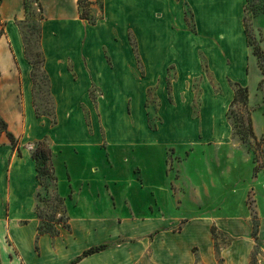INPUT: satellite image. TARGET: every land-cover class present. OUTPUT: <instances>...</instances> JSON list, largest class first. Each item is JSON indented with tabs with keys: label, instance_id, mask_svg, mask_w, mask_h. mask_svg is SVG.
Returning <instances> with one entry per match:
<instances>
[{
	"label": "crops",
	"instance_id": "0c3cea01",
	"mask_svg": "<svg viewBox=\"0 0 264 264\" xmlns=\"http://www.w3.org/2000/svg\"><path fill=\"white\" fill-rule=\"evenodd\" d=\"M114 1L119 0H102V16L95 25H92L87 20L81 19L79 0H38L44 16L41 21L43 70L49 79L56 117V122L52 123L49 116L39 115L37 112L35 84L32 80L34 64L27 57L24 37L17 23L18 20L25 18V0H0V116L7 122L9 130L20 140L22 147L20 155L8 140H4V144L0 145V264H73L74 262L75 264H196V255L193 252L195 247L200 248L201 255L207 258L205 261L208 264H217V247L211 225L219 224V220L203 211L193 215L190 218L192 221L180 232L171 233L166 230L165 226L169 220L165 219L164 224L162 220H156V217H164L162 205L158 202L155 188L149 187L145 182L143 165L134 166L133 172L140 183L138 186L152 194V202L148 205L146 216L140 219L136 206L128 198L118 197L116 194L118 182L110 183L103 179V189L108 193L113 212H110L109 216L93 213L75 221L74 212L79 208L80 201L84 199L82 193L85 194L86 186H90V183L87 184L84 179L80 187L76 188L75 176L86 174V163L74 170L66 159V151L71 150L74 157L78 156L76 159L79 160L86 158L85 155L81 158L86 150V140L91 143L90 141L99 139L96 145L102 149L105 143L108 144L109 153L116 144L127 145L135 151L141 143H144L142 141L156 140L165 145L163 167L166 176H170L167 163L168 149L174 148L176 159L178 158L179 176L172 178L168 187V193L175 199L176 208L182 207L181 200L187 193H190L196 202H200L197 200L199 186L185 181L181 167L183 161L188 160L199 145L210 146V142L216 146L229 144V134L225 128L226 112L234 100L235 85L242 87L248 85L235 75V68L240 65L243 78H248L245 71L249 63L252 65L243 21L247 0H203L205 11L209 15L221 18L222 24L235 23L239 28L242 57L238 58V54L234 49L232 50L233 35L219 29V35L215 39L222 47V62L228 69L234 66L235 68L233 74L226 72L224 77H220L215 70L214 61L206 56L209 70L222 89L216 92L203 73L198 78L199 98L194 88L197 77L181 75L175 65L166 66L163 78L159 77L158 81L148 82L151 75L149 64L153 60V54L158 48L161 52L164 47L161 42H152L144 27L141 30L138 26H127L123 36L120 27L115 24L117 20ZM97 2L98 0H89L91 15L95 13ZM124 6L120 4L118 9L125 10ZM193 9L199 32L198 7ZM101 29L106 30L107 38L101 39ZM130 31L135 32L138 38L136 47L128 40ZM86 35L89 36L88 39ZM116 35L119 37L118 40L114 39ZM97 37L99 40H95ZM202 49V46L197 47V50ZM90 52L99 58V65L101 60L110 74L116 76L115 85L122 84L125 79H132L137 91L130 90L127 86L122 87L123 91L111 90L112 84L106 83V73H102L103 84H98L100 75L95 74V57L90 55ZM255 66L258 68L256 64ZM174 67L177 78L171 82L168 70ZM202 71L204 72L203 68ZM230 81L234 82L233 88L230 86ZM139 85L146 86L145 93H140ZM153 91L158 103L157 128L152 127L149 113L147 115L146 112L150 92ZM197 99L200 101L198 115L195 109ZM210 100L219 103V117L209 116ZM111 106L113 109L121 107L122 114L127 120L125 127H128L126 131L128 136L120 141L112 138L106 131L107 125L104 122L108 111L106 108L109 109ZM167 108L184 113L190 120L192 134L184 140L188 148V153L186 151L184 157L178 155L177 148L171 144L173 141L160 137L167 128L173 129L179 126L177 122H174V125L165 120ZM138 119L142 120V125L138 123ZM219 126L225 130L224 135L216 138L217 136L211 132V136H206L208 129L215 132ZM140 128L145 130L148 137L142 141L138 140ZM254 128L256 135V123ZM62 130L65 136L60 137ZM79 131L82 136L78 135ZM99 134L98 138L94 137ZM46 140L52 143V162L58 193L64 201L69 225L65 227L61 223L58 224V233L54 236L48 233L39 234L42 219L38 214V201L43 186L38 179L33 149H31L34 143ZM201 148L203 150V147ZM59 159L63 167L65 189L59 180L60 162L57 163ZM110 159L112 162L111 157ZM106 162L109 164L107 160ZM111 167H114V164ZM135 169H140V173H136ZM94 170L96 168H93ZM250 190L254 192L253 188ZM97 195L100 196V193L98 192ZM120 204L126 208V215L116 212ZM152 208L156 210L153 211ZM254 216L259 218L257 213ZM254 216L252 222L248 218L249 228L246 236L239 229H234L237 227L235 225L237 222L247 221L243 218L232 217L225 225L220 224L221 229L225 232L231 231L233 236L240 240L255 239ZM260 216L262 220L258 219V235L260 240L264 241L262 234L264 216L262 214ZM182 219L184 217L170 221L176 224ZM155 221L159 223L155 224ZM155 233H158L156 239L150 241L149 237ZM168 239H173L171 242L173 245L165 255L161 251L168 243L166 241ZM251 245L254 246V243ZM100 246H106V249L83 257L85 251ZM38 249L41 254L37 253ZM230 252H226V258L229 257ZM160 254L164 255L162 260ZM247 258L248 255H244L242 251L236 250L233 253V259L238 260L239 264H247Z\"/></svg>",
	"mask_w": 264,
	"mask_h": 264
},
{
	"label": "rangeland",
	"instance_id": "374dc122",
	"mask_svg": "<svg viewBox=\"0 0 264 264\" xmlns=\"http://www.w3.org/2000/svg\"><path fill=\"white\" fill-rule=\"evenodd\" d=\"M113 3L114 6L116 5L115 19L117 21L115 24L120 27V33L123 36L127 26H138L141 30L144 27L149 33L151 41L156 43L161 42L164 47V50L161 49V52L158 51V48L153 54V60L149 64L151 75L148 82L158 81L159 77L163 78L166 66L171 64L176 66L181 75L197 77L194 88L196 89L198 98L200 94V80L198 78L203 73L206 74L215 91L220 92L222 87L214 80V76L209 70L206 56L214 61L215 70L220 77H224L226 72L233 74L235 66L228 69L224 62H222V47L215 39L219 35V29L233 35L234 46H232V50H235L238 58L240 57L241 59L242 57L239 28L235 26V23L230 25L227 23L222 24L221 18L209 15L205 11L206 6L203 0H119ZM120 4L125 5V10L118 9V5ZM96 5L95 13L91 16L97 22L102 16V0H98ZM193 7H198L199 32ZM25 8V18L18 20L17 23L24 37L27 57L34 64L32 80L35 84L34 97L37 112L39 115L49 116L51 122L54 123L56 122L55 109L51 99L49 79L43 70L44 54L41 50V21L44 16L42 15L38 0H27ZM244 17H246L250 46L248 45L247 36L246 44L249 49V58L252 59V65L249 63V67L245 71L248 78H243L240 65L235 68V75L248 83L249 92L247 101H244V98L239 99L236 105L233 108L229 106L226 112L227 125L225 128L229 134L230 145L225 143L216 146V144L211 142L209 143L210 146L199 145L191 157L183 161L181 167L185 181L199 186V198L197 200L200 202H196L190 193H187L181 200L182 207L180 209L176 208L174 197L168 193L170 180L175 177L178 178L180 170L178 158L176 159L175 156V149H168L167 163L170 173L168 177L163 167L165 145L156 140L142 141V139L148 137L145 130L140 128L138 140L144 143H141L135 151L127 145L116 144L111 148L109 153L108 144L105 143L103 145L104 149L96 145L99 139H94L90 141L91 143H88L86 140V150L81 157L83 158L85 155L86 158L78 160L76 159L78 156L74 157L71 150L66 151V159L72 164L74 170L80 168L83 163H86V174H76L75 176L76 188L80 187L84 179L87 184L90 183V186H86L85 194L82 193L84 199L80 201L79 208L74 212L73 217L75 221H79L83 217L93 213L109 216L110 212H113L109 203L108 193L103 189V179H106L110 183L118 182L116 185L118 197L122 199L128 198L136 206L140 219L146 216L148 205L152 202V194L147 189H141L138 186L140 183L133 172V167L139 164L145 168L144 178L146 184L149 187L155 188L158 202L162 205L164 217H156V220H162L163 224L165 223V219L169 220V224L167 223L165 226L166 230H169L171 233L180 232L187 223L192 221L190 218L193 215L205 211L208 215L215 216L220 221H218L219 224L214 223L211 225L217 247V264H239L238 260L233 259V253L236 250L242 251L244 255H248L247 264H264V241L260 240V235L257 234L258 236H254L255 239H250L249 241L240 240L237 237L235 238V235L233 236L231 231L225 232L221 229V225H225L226 221L230 218H243L247 221L242 220L237 222L235 224L237 227L234 229H239L246 236L247 228H249L248 218L252 222L254 214L257 213L258 219L261 221L262 216L260 214L264 216V76L259 67L260 64L255 52L256 49H259L264 54V0H251V6L247 14H243V20ZM90 24L95 25L96 23ZM105 31L101 29V39L107 38ZM88 38L89 36L86 35V39ZM98 38L95 40H99ZM114 39L118 40L119 37L116 35ZM128 40L134 47L138 46V38L135 32H129ZM199 46H202L204 52L197 50ZM90 55H92L91 52ZM92 56L95 57V74L100 75H97L99 78L98 84H103L104 76L102 73H106V83L112 84L111 90L123 91L122 87L127 86L130 90L137 91V87L132 79H125L122 84L115 85L116 76L110 74L101 60L99 65V58L97 56ZM255 64L258 68H256ZM176 69L174 67L168 70V77L171 82L177 78ZM233 83V81H230L232 88ZM139 87L140 93H145L146 86L139 85ZM236 89L235 86V91ZM242 97H244V94ZM199 103L200 101L197 99L195 103L197 115L200 108ZM147 108L148 111L146 109V112L147 115L149 113L152 127L156 126L157 128L159 120L157 115L158 103L154 91L150 92ZM106 109L108 110L104 120L107 125L106 131H108L112 138H116L118 141L126 138L128 136V132H126L128 127H125L127 120L122 114L121 107L113 109V106H111L109 109ZM209 109V116L219 117L220 109L218 102L210 100ZM164 116L169 124L175 125L174 122H177L179 126L173 129L167 128L160 137L173 141L171 144H174L177 148L178 155L184 157L185 152L188 150L186 141L184 140L192 134L190 120H188V117L184 113L169 108L166 109ZM138 123L140 125L143 124L141 119H138ZM255 123L257 137L252 138L250 133L255 129ZM208 130L210 132L208 131L206 136H211L214 133L217 136L216 138L221 137L225 132L221 126L215 129V132L212 129ZM70 135L69 133L68 136L70 137ZM78 135L82 136L83 134L79 131ZM242 135L245 136V141L242 139ZM61 136H65L63 130L62 134H60ZM99 136L100 134L94 137L98 138ZM45 142L51 148L52 143L49 140ZM201 147H203V150ZM31 149L34 152L35 143ZM110 157L112 158L114 167H111L113 164ZM60 161L59 159L57 163ZM80 162H82L81 165ZM93 168H96V170L93 171ZM58 171L60 183L63 189H65L66 183L61 162ZM134 171L140 173V169H135ZM74 173L79 172L74 171ZM252 188L254 192L250 190ZM98 192L100 196L97 195ZM58 197H60L58 186L56 187L50 179H46L38 201V212L43 217L45 229L52 230L57 228L58 225L54 226L55 221L60 217H63L64 220L67 216V212L63 214V209L57 199ZM200 206H202V211H200ZM152 210L156 209L152 208ZM116 212L120 215H126V208L123 204H120ZM180 217H184V219L175 224L174 221ZM158 223L159 221H155V224ZM262 234L264 236V229ZM157 235L158 233L152 234L149 237L150 241L156 239ZM172 240H166L168 243L162 248L161 252L163 254H167L169 248L172 247ZM251 243H254V246ZM227 251H231L228 258L225 257ZM193 252L196 255V264H208L206 262L207 258L205 259L201 255L199 247H195ZM37 253L41 254V251L38 249ZM160 257L162 260L164 255L160 254Z\"/></svg>",
	"mask_w": 264,
	"mask_h": 264
},
{
	"label": "trees",
	"instance_id": "16d2710c",
	"mask_svg": "<svg viewBox=\"0 0 264 264\" xmlns=\"http://www.w3.org/2000/svg\"><path fill=\"white\" fill-rule=\"evenodd\" d=\"M27 2V0H25V3ZM79 7H80V17L81 19H85L88 20L90 23L95 24L96 23V19H93L90 12H89V0H79L78 2ZM251 6V0H247V4L245 6L244 9V13L245 15L247 14V12L249 11V7ZM244 26H245V32H246V36L248 38V45L249 44V34H248V28L246 25V17H244ZM256 56L258 58V62L260 64V69L262 71V74L264 76V54L263 52H261L259 49H256ZM236 91H235V97L234 100L232 102L231 108H233L236 103L239 101V99L244 98V101L248 100V88L245 87H241L240 85L236 84ZM244 94V97H242ZM250 121H251V116H250ZM235 127H234V131H235ZM250 136L252 138H256L254 130L251 131ZM242 139L245 141V136L242 135ZM4 140H8L10 142V144L12 145L13 149L16 150L20 155L22 154V147L20 145V140L9 130V126L7 124V122L0 116V145L4 144ZM33 159L36 162V168H37V172H38V179L40 181V184L44 187L45 184V180L46 179H50L52 182H54L55 186L57 187V178L55 176V169H54V165L52 162V149L46 145L45 141H39L37 143H35V150L33 152ZM58 202L60 204V206L63 209V214H66V209H65V205H64V201L61 197H58ZM40 218L42 219V224L39 228V234H51V235H56L58 233L57 228L55 229H45L44 228V220L43 217L40 215V213L38 212ZM67 216L65 217V219L63 220V217H60L58 220L55 221L54 226L58 225V224H63V226L68 227V223H67ZM258 230H259V222L256 216H254V236H257L258 234ZM106 249V246H100L97 248H91L87 251L84 252L83 257L86 256H90L93 255L97 252H101L104 251ZM76 262H74L73 264H75Z\"/></svg>",
	"mask_w": 264,
	"mask_h": 264
}]
</instances>
